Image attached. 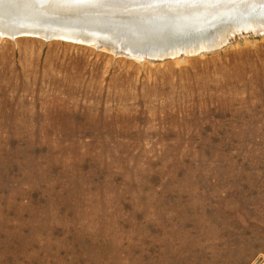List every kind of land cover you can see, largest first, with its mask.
Returning a JSON list of instances; mask_svg holds the SVG:
<instances>
[{
  "label": "rangeland",
  "instance_id": "374dc122",
  "mask_svg": "<svg viewBox=\"0 0 264 264\" xmlns=\"http://www.w3.org/2000/svg\"><path fill=\"white\" fill-rule=\"evenodd\" d=\"M0 264H264V33L0 37Z\"/></svg>",
  "mask_w": 264,
  "mask_h": 264
},
{
  "label": "bare ground",
  "instance_id": "6f19581e",
  "mask_svg": "<svg viewBox=\"0 0 264 264\" xmlns=\"http://www.w3.org/2000/svg\"><path fill=\"white\" fill-rule=\"evenodd\" d=\"M13 1L19 3L22 7H20L21 11L28 14L32 9V4H37L41 0H9V2ZM46 3L50 5L49 1ZM128 3L129 8H131L128 14L133 20L129 23L106 21L102 17L101 20H98L95 16L88 18L87 21H83L81 18L72 21L75 22V25L86 24L94 27H106L114 33L118 31L123 34L124 32V34L128 33L137 38L156 37V39L150 40L151 42H158V44L159 42L166 44L170 38L185 40V38L191 39L189 36L194 35H196L195 38L205 37L214 29L213 36L202 44L188 47L185 50L188 53L198 52L202 48H207L209 44L217 46V41L225 43L229 36L242 30L254 31L257 34L264 33V0H128ZM246 11L248 14L243 18L242 15ZM29 15L32 16V14ZM143 18L151 19L150 27L140 23ZM114 33L112 36H93L95 39L88 37V40L83 41H86L89 46L99 47L116 55L137 56L141 54L139 58L142 60L148 54L158 57L166 55L175 57L179 53L178 49L172 47L168 52L155 51L150 54L145 49L139 48L141 47L138 45L141 43L139 40H135L139 41L136 45L133 44L135 43L133 41V43H129L128 39L119 41L115 38ZM91 35L88 34V36ZM71 39L74 38L71 37ZM162 39L165 41H158ZM144 48L151 51L153 47Z\"/></svg>",
  "mask_w": 264,
  "mask_h": 264
},
{
  "label": "water",
  "instance_id": "95a60500",
  "mask_svg": "<svg viewBox=\"0 0 264 264\" xmlns=\"http://www.w3.org/2000/svg\"><path fill=\"white\" fill-rule=\"evenodd\" d=\"M47 1H49L50 5H47ZM128 4V0H41L37 4H32V9L30 13L25 14L21 11L22 7L19 3L15 1L9 2V0H0V37L16 39L18 37L29 36L41 38L46 41L63 40L74 42L77 44L89 45L86 43V41L83 40H88V37L95 39L93 36H112L114 32H112V30L106 27H94L93 25L89 26L86 24L75 25V22L72 20L77 21L81 18L83 21H87L88 18L95 16L98 20H101L100 18L102 17L106 21L112 20L114 22L120 21L129 23L133 20H131L130 15L128 14V11L131 10V8H129L130 5ZM11 14L15 16L10 17L12 16ZM29 14H32V16H34L35 18H33L32 16L30 17ZM247 14L248 11H246L245 14L242 15L243 18L244 16H247ZM141 21L142 22L140 23L145 24V26H151L150 18H143ZM213 31L214 29H212L211 33H209L205 37L202 36L200 38H195L196 35L189 36V38L191 39L185 38V40H174L170 38L166 44H160V42L159 44L158 42H151L150 39L154 40L156 39V37L137 38L136 36H133L131 34H124V32L122 34L118 31L114 33V36L119 41H124L125 39H128L129 43L135 42L133 43L135 45L138 44L137 42L140 41L141 43L138 45L141 47L139 48L145 49L146 52L148 51L150 52V54L154 53L155 51H159L161 53L168 52L169 49L173 47L179 50V53L175 55L178 56L183 53H188L185 51L188 47H193L198 44L204 43L205 40L213 36V34L215 33H212ZM92 33L94 35H91ZM88 34L91 36H88ZM71 37L76 40L71 39ZM229 38L230 36L228 37L227 41L229 40ZM158 41H165V39ZM227 41L225 43H227ZM225 43L217 41V46L209 44L207 48H202L200 51H213L218 48H221ZM144 47L153 48L150 51ZM140 56L141 54H138L134 57ZM170 57L172 56L166 55L158 57L152 56V54H148L145 58L160 60Z\"/></svg>",
  "mask_w": 264,
  "mask_h": 264
}]
</instances>
